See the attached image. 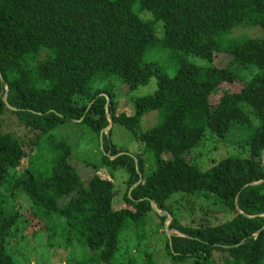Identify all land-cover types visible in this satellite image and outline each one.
<instances>
[{
	"label": "trees",
	"instance_id": "16d2710c",
	"mask_svg": "<svg viewBox=\"0 0 264 264\" xmlns=\"http://www.w3.org/2000/svg\"><path fill=\"white\" fill-rule=\"evenodd\" d=\"M239 27L264 32V0H0V264H17L7 247L23 219L30 242L40 225L51 241L63 223L67 246L78 237L86 254L78 264H113L120 233L155 212L152 203L169 213L171 229L180 235L166 238L171 261L218 264V253L224 264H264V37L223 39ZM157 46L209 64L226 55L229 65L181 62L170 77L144 62ZM251 67L258 72L240 90H224L239 82L232 69ZM110 77L129 91L156 78L157 89L133 101V115L119 113L109 91L92 88ZM6 93L16 111L7 108ZM8 111L44 137L70 121L99 139L111 118L145 149L112 160L121 150L111 141V128L102 152L111 169L86 182L71 163L73 147L61 141L51 171L41 177L29 168L34 158L19 139L3 130ZM153 111L160 123L142 131L143 117ZM208 132L219 138L249 133V156H230L201 171L187 156ZM26 159L29 165L18 174ZM117 170L128 175L119 209L113 205ZM178 194L209 196L234 216L214 226L183 225L168 207ZM19 195L30 203L28 214L14 201ZM155 213L163 229L168 216ZM146 259L151 262L150 255Z\"/></svg>",
	"mask_w": 264,
	"mask_h": 264
},
{
	"label": "rangeland",
	"instance_id": "374dc122",
	"mask_svg": "<svg viewBox=\"0 0 264 264\" xmlns=\"http://www.w3.org/2000/svg\"><path fill=\"white\" fill-rule=\"evenodd\" d=\"M144 14L152 18L149 13ZM155 27L159 28L157 36L162 37V34L160 35L162 24L158 23ZM262 37H264V32L259 28L239 27L234 29L230 35L224 36L223 39L234 40ZM229 60L228 56L218 54L213 64H209L206 60L161 46L151 48L144 56L145 63L155 64L170 77H173L177 73L181 62L202 67L210 65L227 67ZM232 70L238 74L239 82L234 85H225L223 87L224 90H240L243 84L258 72L255 67ZM92 88L94 90L109 91L118 103V112L133 115L135 113L133 101L137 98L153 94L157 89V80L156 78H152L146 86H140L134 91H129L128 87L123 85L118 78L110 77L95 83ZM10 111L4 116L3 130L15 135L24 146L28 155L34 158L30 165L29 160L26 159L22 170L17 171L18 174L29 165V168L34 173L45 177L53 167L56 155L54 148L61 141H66L73 147L74 153L71 163L82 175L84 181L87 182L95 172L105 173L110 171V166L104 164L102 160V152L104 151L102 135L98 139L94 133L90 132L87 126L67 121L60 129L53 132L51 137H44L39 132L33 131L21 124ZM254 121L256 123L255 119ZM159 123V113L156 111L149 112L142 119L141 129L142 131H147ZM111 128V141L121 150V153H127L132 156L143 153L145 149L144 145L136 141L132 134L120 125L112 124L109 129L103 131V135L108 138ZM248 137L249 133L247 132H233L225 138H219L208 132L202 142L188 154L187 159L201 171H207L224 158L230 156L246 158L249 156V149L246 144ZM166 158L168 157L166 156ZM127 178L128 175L123 170L113 172V182L117 190V197L113 205L116 209L125 206L123 197L126 192L125 180ZM14 201L21 213L28 214L30 212V203L25 196H16ZM168 207L173 211L178 220L186 226H199L201 224L214 226L227 222L234 216L225 206L216 203L215 199L202 194L174 195L168 202ZM158 212L160 215L169 214L168 212ZM158 220L157 214L151 212L144 222H128L120 233L117 260L113 264H127L128 261L139 264H177L168 257L166 238L180 235L177 231L171 229V218L167 219L163 229H160ZM23 222V226L9 240L7 247L17 264H78L86 255L78 237H74L73 243L67 246L66 238L70 237V233H68L63 223L57 229L53 240H49V232L45 231V226L40 225L41 227L43 226L42 231L37 232L35 238L30 242V231L26 228L28 219L27 221L23 219ZM54 222H56V219ZM23 237L31 245L27 244ZM149 255L151 256V262L146 259ZM224 259V256L216 253L218 264H224ZM192 261L189 260L186 263L178 264H191Z\"/></svg>",
	"mask_w": 264,
	"mask_h": 264
},
{
	"label": "water",
	"instance_id": "95a60500",
	"mask_svg": "<svg viewBox=\"0 0 264 264\" xmlns=\"http://www.w3.org/2000/svg\"><path fill=\"white\" fill-rule=\"evenodd\" d=\"M109 100V99H108ZM4 102H5V104H6V106H7V108L9 109V110H11V111H16L14 108H12L9 104H8V101H7V93H6V95H5V98H4ZM80 122V121H79ZM112 126V119L111 118H109V126L106 128V129H109L110 127ZM102 136H103V132H102V134H101ZM122 155H129V154H127V153H120V154H118L117 156H113L112 157V160H115L117 157H119V156H122ZM129 156H131V157H133L132 155H129ZM135 161H136V163H137V160L135 159ZM152 208L154 209V211L155 212H157L158 214H160L158 211H160L158 208H157V206L154 204V203H152ZM163 215H166V216H168V218H171L172 219V217L169 215V214H163Z\"/></svg>",
	"mask_w": 264,
	"mask_h": 264
}]
</instances>
